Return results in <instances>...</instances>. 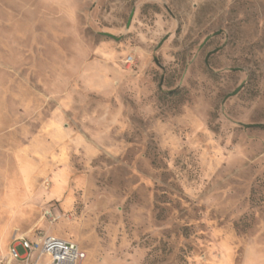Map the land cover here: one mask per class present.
<instances>
[{
  "label": "rangeland",
  "instance_id": "374dc122",
  "mask_svg": "<svg viewBox=\"0 0 264 264\" xmlns=\"http://www.w3.org/2000/svg\"><path fill=\"white\" fill-rule=\"evenodd\" d=\"M12 234L264 264V0H0V255Z\"/></svg>",
  "mask_w": 264,
  "mask_h": 264
},
{
  "label": "built area",
  "instance_id": "2783aa9c",
  "mask_svg": "<svg viewBox=\"0 0 264 264\" xmlns=\"http://www.w3.org/2000/svg\"><path fill=\"white\" fill-rule=\"evenodd\" d=\"M83 257L84 252L70 240L50 234L31 240L16 234L0 255V264H81Z\"/></svg>",
  "mask_w": 264,
  "mask_h": 264
},
{
  "label": "water",
  "instance_id": "95a60500",
  "mask_svg": "<svg viewBox=\"0 0 264 264\" xmlns=\"http://www.w3.org/2000/svg\"><path fill=\"white\" fill-rule=\"evenodd\" d=\"M214 34H215V33H214ZM208 37H209V36H208ZM208 37H207V38H208ZM206 40H207V39H206ZM215 51H216V49H215V50H212V51H210V52H208V54L206 55L205 61H206L208 55L211 54V53H213V52H215ZM235 92H236V90L233 91V92H231V93H229V95H234V94H236ZM255 125H257V124H255ZM255 125H253V126H255Z\"/></svg>",
  "mask_w": 264,
  "mask_h": 264
}]
</instances>
